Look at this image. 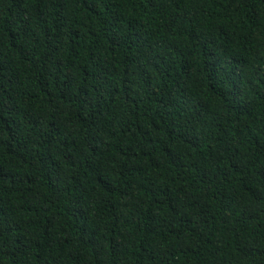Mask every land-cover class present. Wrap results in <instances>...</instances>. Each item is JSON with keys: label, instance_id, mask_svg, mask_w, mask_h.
<instances>
[{"label": "trees", "instance_id": "1", "mask_svg": "<svg viewBox=\"0 0 264 264\" xmlns=\"http://www.w3.org/2000/svg\"><path fill=\"white\" fill-rule=\"evenodd\" d=\"M0 264H264V0H0Z\"/></svg>", "mask_w": 264, "mask_h": 264}]
</instances>
